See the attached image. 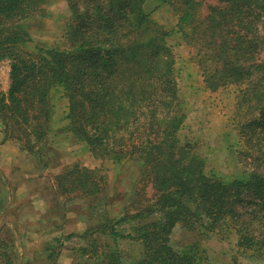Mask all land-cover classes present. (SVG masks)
I'll list each match as a JSON object with an SVG mask.
<instances>
[{
    "label": "trees",
    "instance_id": "obj_1",
    "mask_svg": "<svg viewBox=\"0 0 264 264\" xmlns=\"http://www.w3.org/2000/svg\"><path fill=\"white\" fill-rule=\"evenodd\" d=\"M64 1L61 48L31 37L51 0H0V64L10 67L0 125L5 141L34 153L56 130L54 103L63 100L61 133L101 163L139 168L122 213L99 214L84 233L91 242L81 249L85 264H211L200 240L220 234L234 237L237 254L264 261V0H213L203 17L198 10L207 0H158L195 51L203 89H235L244 120L239 156L251 169L229 181L206 175L194 145L180 137L186 115L175 57L169 33L145 10L148 0ZM108 181L99 169L73 165L54 186L61 195L94 199ZM177 227L198 240L175 247ZM7 247L0 238V264H13Z\"/></svg>",
    "mask_w": 264,
    "mask_h": 264
},
{
    "label": "rangeland",
    "instance_id": "obj_2",
    "mask_svg": "<svg viewBox=\"0 0 264 264\" xmlns=\"http://www.w3.org/2000/svg\"><path fill=\"white\" fill-rule=\"evenodd\" d=\"M212 4L213 0H207L198 10V16L203 17L206 6ZM145 10L169 33L167 41L174 53L179 96L186 115L181 139L194 145L195 153L204 161L206 175L225 181L243 176L251 165L239 156L242 146L238 132L244 120L236 115L235 89L205 91L194 62L195 51L176 32V16L158 0H148ZM45 11L46 17L32 23L33 44L65 47L66 2L51 0ZM33 44L27 48L31 50ZM9 71V62H2L0 91L3 93L9 87ZM54 104L52 121L56 130L34 153L5 141L0 125V238L7 244L13 264H85L81 249L89 248L91 242L86 241L84 233L96 224L99 214L116 218L122 213L133 197V185L139 177L136 165L101 163L84 144L74 141L70 134L61 133L59 128L66 124L63 113L66 103L56 100ZM73 165L99 169L106 175L109 184L105 195L92 199L58 194L55 176ZM233 239L220 234L200 240L211 264H264L237 254ZM171 240L175 247L182 248L198 237L177 227ZM119 247L123 251L129 249L124 241Z\"/></svg>",
    "mask_w": 264,
    "mask_h": 264
}]
</instances>
